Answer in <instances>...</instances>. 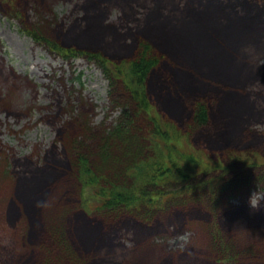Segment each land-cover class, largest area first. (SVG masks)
<instances>
[{
    "label": "trees",
    "instance_id": "16d2710c",
    "mask_svg": "<svg viewBox=\"0 0 264 264\" xmlns=\"http://www.w3.org/2000/svg\"><path fill=\"white\" fill-rule=\"evenodd\" d=\"M28 1H0V9L8 17L20 19ZM105 1L98 0L84 9L85 14L93 16L89 23H77L83 27L80 33H62L65 24L57 25L53 0L31 2L35 19L32 23L23 13L27 22L21 25L23 33L50 53L66 60L83 56L95 62L108 80L110 107L120 109L115 128L77 134L68 149L73 164L69 176L79 186L82 206L87 211L90 206L107 223L127 214L151 223L158 213L176 204L179 210L199 206L210 216L206 226H199L205 237L203 258L228 264L241 260L264 264V235L258 245L244 244L240 248L235 241L238 232H228L219 223L223 213L228 223L236 225L231 207L225 211L231 198L246 196L253 187L264 197V160L259 162L264 149L235 143L236 148L212 155L203 145H193L194 140L206 135V129L229 124L234 117L232 105L236 109L244 106L246 93L257 97L248 89L253 77L251 66L246 64L249 61L232 54L233 36L238 34L237 23L257 41L264 39V0H227L223 4L217 0H177L167 5L169 14L159 13L161 5L155 2L160 0H150L151 5L142 4V18L126 29L131 40L123 41L116 33L124 32L106 22L108 15L105 17L98 8H104ZM121 7L133 11L132 15L123 13L121 21L135 16L131 0H123ZM151 18L165 25H148ZM56 25L61 32L51 33ZM88 31L95 35L90 36ZM219 39L227 46L223 47ZM64 42L89 49L66 46ZM159 49L169 60H162ZM148 88L162 97L164 113L151 101ZM86 136L89 139L83 138ZM234 140L237 142V138ZM2 170L0 165V185L5 184ZM245 175L252 178L249 186L243 182ZM189 224L193 229L194 223ZM71 250L72 257L63 247L61 255L54 256L57 263L52 264H84Z\"/></svg>",
    "mask_w": 264,
    "mask_h": 264
},
{
    "label": "rangeland",
    "instance_id": "374dc122",
    "mask_svg": "<svg viewBox=\"0 0 264 264\" xmlns=\"http://www.w3.org/2000/svg\"><path fill=\"white\" fill-rule=\"evenodd\" d=\"M97 1L53 0L57 25L65 24L62 33H80L83 27L77 23H89L93 16L85 14L84 9ZM176 1L162 0L159 13L169 14L165 10L167 2L175 4ZM217 1L223 4L227 0ZM104 5L98 8L105 12V17L108 15L110 24L117 29L123 24L119 16L133 13L127 7L110 9L108 3ZM133 7L138 6L133 4ZM21 10L26 18L35 19L30 5ZM23 13L19 14L20 19H5L0 9V146L9 153L0 154L5 177V184L0 185V264H41L47 254L43 264L57 263L54 256L61 255L63 247L71 257L72 248L75 258L84 264H228L202 257L206 254L201 248L205 237L199 226H206L204 223L210 216L199 206L188 205V209L178 208L177 211L175 207L164 209L150 220L151 223L139 221L130 214L107 223L95 212L82 211L76 205L78 193L70 188H64L59 194L57 186L68 179L71 165L68 149L73 137L89 134L105 120L112 125L118 112L107 111V80L94 64L84 59L65 62L18 33L19 25L27 22ZM101 23L104 25V21ZM57 25L51 33L61 32ZM241 27L236 23L235 33L243 39L233 44L232 54L243 59L238 50L240 45L242 51L256 58L254 82L261 94L240 108L232 105L234 117L229 124L224 123L215 130L206 129L205 136L194 140V146L203 145L212 155L226 148H236L235 143L264 149V108H261L264 105V39L252 42L246 38L250 36L249 30ZM127 34L128 30L116 36H122V41L131 40ZM219 42L227 46L224 40L219 39ZM63 44L89 49L76 43ZM157 53L163 61L169 60L160 49ZM257 69L263 71L261 82ZM152 91L148 88L151 101L164 113L162 97L154 88ZM74 97L79 99L77 116L72 114L77 103ZM169 118L181 125L174 116ZM243 182L249 186L252 178L245 175ZM67 185L72 188L69 181ZM256 192L253 189L243 201H232L235 207L232 215L239 219L236 225L228 223L223 213L219 216L222 229L238 232L235 241L240 248L244 244L257 242L258 245L264 235V200ZM55 200L57 205H53ZM61 207L69 209L66 218V209L57 210ZM247 213L253 214L250 218L255 219H248ZM189 223H194L193 229ZM235 264L253 262L241 260Z\"/></svg>",
    "mask_w": 264,
    "mask_h": 264
},
{
    "label": "bare ground",
    "instance_id": "6f19581e",
    "mask_svg": "<svg viewBox=\"0 0 264 264\" xmlns=\"http://www.w3.org/2000/svg\"><path fill=\"white\" fill-rule=\"evenodd\" d=\"M148 25H151V26H157V27H161L163 25H165V23H159L158 21H156L154 18H151L149 21H148ZM191 94V91H188L186 93L187 96H189ZM115 159H117V156L115 157ZM113 171H115V167L113 169ZM113 176V172L110 174V177ZM96 235H94L93 237H95Z\"/></svg>",
    "mask_w": 264,
    "mask_h": 264
}]
</instances>
